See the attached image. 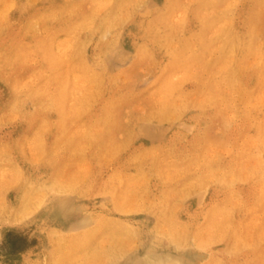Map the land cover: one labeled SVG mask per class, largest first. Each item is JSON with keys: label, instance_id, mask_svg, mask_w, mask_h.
Segmentation results:
<instances>
[{"label": "rangeland", "instance_id": "obj_1", "mask_svg": "<svg viewBox=\"0 0 264 264\" xmlns=\"http://www.w3.org/2000/svg\"><path fill=\"white\" fill-rule=\"evenodd\" d=\"M0 264H264V0H0Z\"/></svg>", "mask_w": 264, "mask_h": 264}, {"label": "bare ground", "instance_id": "obj_2", "mask_svg": "<svg viewBox=\"0 0 264 264\" xmlns=\"http://www.w3.org/2000/svg\"><path fill=\"white\" fill-rule=\"evenodd\" d=\"M65 223H66V222H64L63 224L66 225ZM135 238H136V237H135Z\"/></svg>", "mask_w": 264, "mask_h": 264}]
</instances>
